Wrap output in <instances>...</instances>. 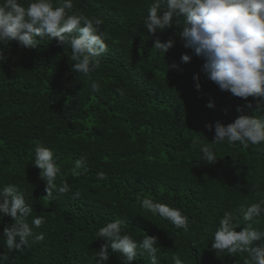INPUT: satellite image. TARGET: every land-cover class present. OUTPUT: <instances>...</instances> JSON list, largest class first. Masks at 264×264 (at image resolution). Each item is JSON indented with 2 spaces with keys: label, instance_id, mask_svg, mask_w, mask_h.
<instances>
[{
  "label": "trees",
  "instance_id": "obj_1",
  "mask_svg": "<svg viewBox=\"0 0 264 264\" xmlns=\"http://www.w3.org/2000/svg\"><path fill=\"white\" fill-rule=\"evenodd\" d=\"M151 3L74 0L73 12L102 18L110 36L100 68L91 74L101 82L99 92L92 91L88 77L72 71L68 45L49 39L36 49L0 43L8 58L0 65V187L15 184L25 193L33 208L30 224L32 217L45 218L35 230L45 238L21 252L4 246V228L14 221L3 218L0 252L8 260L0 264H96V250L107 242L98 230L117 219L125 221L123 234L135 240L158 238L160 264H174V255L184 264L250 259L247 252L217 257L211 242L224 212H232L240 231L248 224L240 207L264 200V144L216 145L215 129L206 125L254 115L245 107L253 98L222 92L206 79L204 60L183 46L177 26L150 38L144 19ZM157 37L176 39L166 56L153 49ZM185 53L193 55L190 63L167 68ZM210 101L215 108L207 107ZM37 145L54 153L61 169L56 183L66 181L71 191L47 197L34 166ZM205 145L216 151L212 165L201 159ZM82 159L85 164L77 168ZM145 198L180 209L189 219L188 231L144 209ZM254 227L264 228V217ZM106 264H122L119 254ZM133 264H150V257L144 253Z\"/></svg>",
  "mask_w": 264,
  "mask_h": 264
},
{
  "label": "clouds",
  "instance_id": "obj_2",
  "mask_svg": "<svg viewBox=\"0 0 264 264\" xmlns=\"http://www.w3.org/2000/svg\"><path fill=\"white\" fill-rule=\"evenodd\" d=\"M74 0H0V43L7 45L16 41L21 47L36 49L45 39L55 40L57 46H70L71 68L74 73L88 77L93 92L101 90V82L92 79V73L100 68V60L108 51L109 34L103 30V19L74 13ZM175 18V19H174ZM182 18V23H181ZM177 26L184 47L191 49L196 57L204 60L203 72L206 79L215 83L223 92L233 96L253 98L246 108L253 109L254 115H241L234 122L225 125L217 121L206 125L209 131L215 129L213 144L234 146H258L264 144V0H152L144 19V29L150 38ZM153 49L166 54L176 44L175 38L162 42L158 37ZM5 49L0 48V65L7 62ZM193 55L182 54L179 64L167 63V68L179 70L180 64L190 63ZM167 62V61H166ZM195 88H202L200 76H193ZM215 108L214 102L207 104ZM241 107L237 111H243ZM227 113V109H225ZM259 113L260 115H256ZM195 143V141H193ZM202 161L207 165L217 162L214 148L205 145L199 149ZM34 166L39 168L40 178L45 181L48 198L53 193L66 194L71 191L69 184L56 179L61 172L54 153L47 147L37 145ZM85 164L82 159L76 167ZM98 179L104 173L97 174ZM79 195V192L76 193ZM142 207L153 214L168 220L177 229H189V219L180 209L145 198ZM247 226L240 227L232 212L226 211L219 221L211 242V250L217 257L221 253L235 255L249 254L246 264H264V200L239 209ZM33 208L26 195L15 184L0 187V222L4 217L14 221L4 228V246L11 251H23L32 242L42 241L44 234L37 233L44 223L43 216H35L29 223ZM125 221L115 220L106 223L98 230V237L105 239L96 250V264H106L113 253H118L122 264H133L138 256L147 253L150 264H160L159 240L145 235L135 240L130 234H123ZM261 243L254 246V242ZM159 245V246H158ZM111 250V251H109ZM5 252H0V262H6ZM174 264H184L178 255L173 256Z\"/></svg>",
  "mask_w": 264,
  "mask_h": 264
},
{
  "label": "bare ground",
  "instance_id": "obj_3",
  "mask_svg": "<svg viewBox=\"0 0 264 264\" xmlns=\"http://www.w3.org/2000/svg\"><path fill=\"white\" fill-rule=\"evenodd\" d=\"M23 68V67H22Z\"/></svg>",
  "mask_w": 264,
  "mask_h": 264
}]
</instances>
